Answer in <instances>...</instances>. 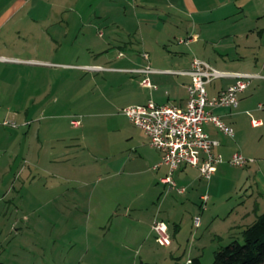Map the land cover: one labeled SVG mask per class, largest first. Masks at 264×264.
<instances>
[{"label": "rangeland", "instance_id": "rangeland-1", "mask_svg": "<svg viewBox=\"0 0 264 264\" xmlns=\"http://www.w3.org/2000/svg\"><path fill=\"white\" fill-rule=\"evenodd\" d=\"M17 4L22 3L15 1ZM29 5L36 10L34 19L25 15ZM116 5L115 0H29L5 21L0 19L1 52L42 62L16 66L13 71L0 63L1 104L15 99L12 110L19 106L28 110L22 119L15 118L17 112L11 110L3 119L15 125L1 126L17 130L23 140H33L41 154L32 163L20 159L23 173L18 180L0 179V195L8 189L0 201V261L4 264H186L194 243L203 246L202 263L211 264L213 251L230 239L214 237L211 221L217 218L215 214L209 217V209L221 205L228 210L252 193L248 182H254V172L248 181V174L239 172L245 167L229 164L225 179L213 185L218 197L214 202L209 199L208 210L191 206L200 220L202 217L198 228L190 224L192 203L174 191L166 194L168 188L157 179L127 173L107 178L116 171L110 168V161L137 154L136 143L144 139L140 129L119 111L124 106L122 100L113 108L122 115L101 114L98 106V101L118 92L107 89L109 93L103 95L100 86L105 79L114 74L123 81V71L116 74L105 69L120 64L110 59L118 49L104 43L114 35L113 22L119 20ZM243 10L263 13L264 0H251ZM39 89L45 97L40 102V97L34 96ZM122 95L134 99L132 92ZM73 119H79L80 124L73 125ZM247 134V146L259 145L264 151V131L248 129ZM61 148L63 167L50 164L49 155ZM40 156L44 162L39 161ZM47 165L50 171H62L63 179L48 176ZM29 168L32 176L26 180ZM256 178L262 182L261 177ZM139 189L144 196L136 195ZM164 196L176 201L174 204L183 203L174 214L177 220L183 219V225L174 238L170 234L169 245L155 240L149 223L156 214L171 226V201H164ZM130 204L144 209L143 219L138 221L137 210L126 211ZM256 204L263 212L264 197ZM233 238L242 242V236Z\"/></svg>", "mask_w": 264, "mask_h": 264}, {"label": "crops", "instance_id": "crops-1", "mask_svg": "<svg viewBox=\"0 0 264 264\" xmlns=\"http://www.w3.org/2000/svg\"><path fill=\"white\" fill-rule=\"evenodd\" d=\"M15 1L22 4L15 5ZM249 1L251 0H115L118 10H116V17L119 20L113 22L115 28L112 31H115L112 34L114 35L105 40L104 43L118 49V53L110 59L120 64L105 69L111 70L116 74L119 71H123V73H120L123 76V81L117 79L119 77H115L114 74L107 80L105 79V82L100 86L102 93H104L103 95H105V91L108 92L107 89H117L118 92L114 93L113 96L108 95L109 98L106 97L98 101V106L100 105L101 107L100 113L111 117L122 115L118 113V110L115 111L113 109L118 100L123 101L121 102L124 105L122 107L144 103L149 98H152L157 104L173 103L184 107L187 100L186 85L190 82V76L168 72L167 70L186 71L190 68L193 57L204 59L221 70L258 74V76L251 78L248 86L238 94V105L236 107L211 108L212 113L219 115L225 123L233 127L234 134L232 136L224 134L211 122L203 125L205 132L218 141L215 151L220 153L223 158L222 162L216 164V170L209 180L201 176L198 168L181 165L174 170L173 178L178 186L186 187L183 193H178L174 188H168L161 183L159 178L166 174L167 168L160 163V152L149 144L147 136L138 127L144 139H140L136 143L134 151L137 154H129L121 161H110L112 166L110 168L116 169V171L107 172V178L112 177L114 174L126 173L138 178L142 175H147L154 180L157 179L163 187L168 188L166 194L174 191L177 196L183 195L188 202L192 203L189 206L191 209V223L190 221L189 223L191 227H194L193 217L196 216L197 211L194 212L191 206H194L196 210L199 209L200 195L205 192L209 195L208 201L209 199H212L213 202L216 200L218 194H215L213 185L218 180L225 179V168L230 164L228 162L230 155L235 151H240L244 156L253 158V162L243 166L246 170L239 171L241 174L244 171L245 174H248V181H250V173L254 172V182H248L252 193L246 199L250 198L251 200L249 199L246 202L243 199L242 204L240 202L233 204L228 210L218 205L216 210L212 207L208 211L209 217L215 214V218L218 220H210L214 225V237L222 238L225 235L230 240L233 237L242 236L244 227L252 223L257 215L261 213V207L256 203L257 200H261L264 197V151L259 149V145H253L250 148L247 146L250 140L249 134H247L248 129L264 131V12H245L243 7ZM28 2L29 0H0L1 21H5L13 12L20 11ZM10 9L11 11L5 15ZM34 10V6L29 5L25 15H32L34 19V13H36V10ZM42 13L44 14V12ZM228 17L231 18L227 20ZM223 20H227L226 22L228 23L223 22ZM190 35H194V37L189 38ZM180 38H189V40L180 42L178 40ZM2 48H0V56L4 57V59H0V63L6 64L9 71H13L16 66L42 64L40 61L21 58L18 55H7L1 52ZM123 51L128 52L124 53ZM144 53H147V57L144 56ZM146 65H149L153 70L147 73L138 70ZM144 77H148L155 87L142 86L140 81ZM233 80V77H221L213 80L207 85L208 94L214 95L218 93L232 83ZM99 85L101 84L99 83ZM121 90L125 92H121ZM37 92L39 94L37 93L34 96L40 97V102L45 98L44 93H40V89ZM131 92L134 93V99L130 98L128 100L122 95ZM17 96L13 98H17ZM121 96L124 97L119 99ZM1 99L2 93L0 92V120L4 118V115L9 114L16 104L15 99L1 104ZM24 108L19 106V108L12 110L13 113L17 112L14 117L17 119L21 117L22 119L23 113L27 115V109L22 111ZM252 120H255L256 123L252 124ZM1 125L0 179L4 177L10 179L12 177L18 180L20 174L23 173V169H20V159L23 161L27 159L32 163L33 159L36 160L35 156L41 154L38 150L36 151V145L33 140H23L24 137L20 138L17 130L4 128ZM260 152H262V156L259 155ZM49 157L50 164L56 163L59 167H63L62 148L59 149L58 153L50 154ZM39 161L44 162L41 156ZM46 167L45 171L48 176L63 179L62 171H50L51 168L49 166L48 168ZM243 167L238 166L237 168L243 169ZM25 175H27L26 180L32 176L31 168H29L28 172L26 170ZM257 176L262 178V182L257 181ZM9 179L6 181V185L10 184ZM98 179V181H101L102 177H98ZM147 183L149 184L150 182ZM6 191L8 192V189ZM6 191L0 195V201L4 199ZM138 191L140 192L138 193ZM138 191L136 195H143L142 190L139 189ZM253 197L254 199L252 200ZM167 198L168 196H164L163 199L164 201H171L170 211L168 210L171 226L163 218H158L156 214H154L149 223L155 218L163 220L174 238L181 231L183 219L177 220L176 215H174L179 204H174L176 201ZM182 204L181 206L179 205L180 208L183 206ZM125 209L126 211L137 210L138 221L143 219L142 213L144 209L140 206L133 208L132 204H130ZM233 213L236 214L233 216ZM190 215L186 218L189 219ZM231 215L233 217H230ZM123 216L126 218L127 215L124 213ZM201 225L202 217L198 228ZM202 248L203 246L194 243L186 263L193 257H199L202 261L204 255Z\"/></svg>", "mask_w": 264, "mask_h": 264}, {"label": "built area", "instance_id": "built-area-1", "mask_svg": "<svg viewBox=\"0 0 264 264\" xmlns=\"http://www.w3.org/2000/svg\"><path fill=\"white\" fill-rule=\"evenodd\" d=\"M194 37L190 35L189 38ZM189 38H180V42H187ZM147 57V53H144ZM4 59V57H0ZM142 72H150L153 69L146 65L138 69ZM187 74L190 82L186 85L187 100L184 107L173 103L157 104L152 98L144 103L132 104L119 109L136 127L140 128L148 138L149 144L161 154L160 163L165 165L167 172L159 178V181L168 188H174L178 193L186 190L185 186H178L173 178V172L181 165H189L198 168L200 174L209 180L216 170V164L222 162V155L215 151L218 145L216 139L211 138L203 129L207 122L213 123L224 134L232 136L233 127L225 123L221 117L211 112L214 107L232 108L238 105V94L249 84L251 78L258 76L257 73L221 70L212 66L204 59L193 57L190 68L183 70H167ZM221 77H233L232 83L214 95H209L207 85ZM140 84L144 87L153 88L148 77H144ZM256 121L252 120V124ZM0 124L15 125L7 119ZM72 124L78 126L79 119H73ZM253 158L244 156L240 151L233 152L228 162L234 166L243 167L253 162ZM209 195H200L199 208H207ZM200 216L193 217V226L198 227ZM151 229L155 234V240L162 245L171 243V235L167 224L160 219L151 223ZM190 259L187 261V263Z\"/></svg>", "mask_w": 264, "mask_h": 264}, {"label": "trees", "instance_id": "trees-1", "mask_svg": "<svg viewBox=\"0 0 264 264\" xmlns=\"http://www.w3.org/2000/svg\"><path fill=\"white\" fill-rule=\"evenodd\" d=\"M186 264L203 263L199 257H193ZM211 264H264V211L244 227L242 242L233 238L214 250Z\"/></svg>", "mask_w": 264, "mask_h": 264}]
</instances>
